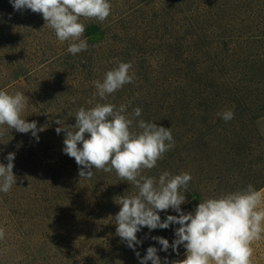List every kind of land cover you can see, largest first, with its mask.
<instances>
[{
	"label": "rangeland",
	"instance_id": "rangeland-1",
	"mask_svg": "<svg viewBox=\"0 0 264 264\" xmlns=\"http://www.w3.org/2000/svg\"><path fill=\"white\" fill-rule=\"evenodd\" d=\"M142 1L110 0L112 9L109 17L104 22L98 21L101 28L105 23L107 27L89 30L94 35L102 33L100 42L106 44L102 53L109 59L115 57L111 59L116 63L113 68L119 62L134 60L136 64L132 63L130 71L141 77L147 75L149 64L157 73V63L161 58L174 56L169 51L175 47L171 46L178 38L177 28L183 20L176 7L168 8L170 2L175 4L176 0H148V7H144ZM81 22L96 23L97 20L82 17ZM45 23L42 14L31 10L18 12L9 0H0V44H7L9 52H19L32 64L45 59L52 49L68 43H61L54 30ZM179 35L182 34L179 32ZM128 39L135 41H130L134 50L126 58L124 54L131 47ZM14 45H19V48L13 50ZM182 48L189 49L194 58L199 54L203 59L207 58L197 45L186 44V40ZM168 70L161 69L157 77L152 74L153 84L158 85L155 98L159 100L165 95L173 99L178 91L174 90L180 79L176 72L178 68L170 69L169 74ZM53 71V67L49 71L44 70L40 80H49L48 76ZM171 79L176 80V84H169ZM163 85H167L168 91L163 89ZM161 86L162 89L159 88ZM213 89V94L221 92L219 88ZM20 92L25 94L24 90ZM46 92L51 93L49 90ZM133 93L139 95L141 91L136 86ZM36 94L43 97L40 90H36ZM148 101L152 104L144 105L147 115L143 114L148 117L142 120L171 127L175 146L164 154L155 168L143 170L142 174L158 178L165 170L173 175L188 172L192 180L187 192L194 190L199 197L194 203H186L183 211H194L205 198L241 190L249 184L256 190H264V116L256 119L234 116L226 122L217 113L232 110L234 105L222 104L217 99L195 102L193 108L188 109L191 112H185L188 117L182 118L178 115L181 108L174 100L169 104H162L160 100L157 105L153 97H148ZM202 102L204 104L199 106L198 103ZM63 110L61 102L41 109L36 104L31 106L30 112L34 117L39 119V113L44 111L50 120L37 123L38 128L44 127V131L38 132V141L31 133L8 131L6 125L0 126V163L7 165V155L15 153L13 173L17 178L16 185L8 193L0 192V228L5 231L4 239L0 240V264H140L135 253L139 252L142 258L149 246L159 251L161 245L152 237L175 236L174 231L179 225L143 235V243L136 246L135 251L127 246L118 251L119 246L125 243L116 235L114 216L120 206L115 203V198L135 194L136 189L127 181H121L114 170L110 173L94 170L90 181L80 178L75 159L63 152L65 133L57 134L55 131L60 126L56 120H61L62 126L75 124V118L69 117L68 120L61 114ZM134 130L139 131L138 127ZM86 182L91 183L90 186ZM92 188V193L96 194L94 206L89 203L92 194L87 196ZM107 199L111 200L108 204ZM261 206L264 207V203ZM163 213L160 212V216ZM251 246L254 249L252 264H264V234ZM185 251L183 249L173 260L184 259Z\"/></svg>",
	"mask_w": 264,
	"mask_h": 264
},
{
	"label": "clouds",
	"instance_id": "clouds-1",
	"mask_svg": "<svg viewBox=\"0 0 264 264\" xmlns=\"http://www.w3.org/2000/svg\"><path fill=\"white\" fill-rule=\"evenodd\" d=\"M18 12L31 10L42 14L45 26L54 30L57 39L69 42L67 52L76 55L89 47L87 39H82L85 24L81 18L104 22L110 15V0H9ZM44 26V27H45ZM131 62H119L108 70L103 80H94L96 89L93 98L106 100L109 95L124 85L133 83L135 73L131 72ZM28 97L16 91L10 94L0 90V126L6 125L8 131L31 133L38 141L37 121L27 122L22 113L28 106ZM131 101L119 107L113 103H95L93 107H80L74 117V125H60L57 134L65 133L63 152L74 158L79 166L81 179H90L94 170L110 173L113 170L121 181H127L136 191L132 195L115 198L120 210L114 216L116 235L135 251L142 243L137 233L147 227L149 231L168 229L179 225L174 231L175 239L170 244L162 236L152 237L161 245L159 251L169 248L178 253L183 246L184 259L171 261V264H252L254 241L264 234V190H256L249 184L241 190L203 199L194 211L185 212L181 205L187 203L186 192L192 176L188 172L173 175L162 171L158 178L145 176L143 170L157 166L166 152L174 148L175 141L170 128L157 123L139 120V131L133 128V119L140 117L142 109L136 107L128 113ZM71 115V114H70ZM224 121L234 118L232 110L217 113ZM7 165L0 163V192L8 193L16 185L13 173L15 153L6 157ZM171 209L177 215H167L161 220L160 212ZM5 231L0 228V240ZM158 249L149 246L146 255L136 256L140 264H162ZM163 264H169L165 257Z\"/></svg>",
	"mask_w": 264,
	"mask_h": 264
},
{
	"label": "trees",
	"instance_id": "trees-1",
	"mask_svg": "<svg viewBox=\"0 0 264 264\" xmlns=\"http://www.w3.org/2000/svg\"><path fill=\"white\" fill-rule=\"evenodd\" d=\"M142 3H145L144 7L150 5L148 0H144ZM174 3L170 2L168 8L171 9L173 5L179 12L178 16L183 18L182 24L177 28L178 38H175L171 46L175 47L171 51L167 50L174 53V56L165 55L161 58V61L157 63L159 68L157 73L152 70L149 64L150 70L146 72L147 75L142 77L136 75L133 83L124 85L120 90L109 95L106 100H101L97 96L93 100V104L87 103L93 98L96 91L92 82L94 80L102 81L105 73L113 68V64H116L111 62V59L115 57L109 59L103 56L102 51H105L106 44L103 45L104 42L103 44L100 42L102 33L94 35L89 31L92 28H101V23L98 21L96 23H84L86 27L82 39H87L89 47L86 51L76 55L67 52L69 42L63 43L61 47L52 49L45 59H40L38 63L32 64L19 52H9V49L6 48L7 44H0V90L8 92L25 91L29 101L32 100V102H28V106L21 114L27 122L33 120L37 123L50 121L44 111L39 113V119L31 114L30 108L34 104L41 109L50 106V104L56 105L61 102L64 108L61 114L67 116L69 120V117L75 118L74 115L80 107L90 108L97 102L113 103L119 107V105L128 104L131 101L127 110L128 113H131L136 107L142 109L141 116L133 119V128L136 129V125L134 127L135 122L142 118L147 120L148 116H143V114L147 115L144 105L152 104L151 101H148V97H153L155 105L160 100L162 104H169L174 100L177 106L181 108L178 115L182 118L188 117V113L185 112H191L188 109L190 107L192 109L195 102H212L217 99L222 104L234 105L232 111L235 117L243 116L250 119L263 117L264 0H176ZM105 24L102 25V28L103 26L107 27ZM173 31L174 28L170 30V33ZM179 32L182 35H179ZM132 40L135 41V39H128L129 45H131L130 41ZM185 40L186 44L197 45L198 50L207 58L203 59L201 54L198 55V58H194V55L191 56L189 49L185 48L184 50L182 48ZM16 47L19 48V45H14L13 50H16ZM133 50L134 45H131L124 56L128 58ZM97 53L98 55L102 54V56H98ZM199 60L202 61L199 63ZM133 62L136 64V61L132 60L131 63ZM52 67L54 71L49 74V80H40L42 78L40 74L46 69L49 71ZM166 68L169 69L168 74L171 72L170 69L178 68L176 72L180 79L174 89H178V91L175 92L173 99L165 95V98L159 100L155 98L158 85L153 84L154 77L152 74L157 77L161 69ZM37 78L38 80H36ZM170 81L169 84H176V80L171 79ZM203 81L209 83L204 84ZM167 85H163L165 91H168ZM136 86L139 88V92L141 91L139 95L133 93V88ZM36 87H38L36 90L42 91L43 97L36 94ZM159 88L162 89V86ZM213 88H219L221 92L213 94ZM47 90L51 93H47ZM120 92L121 94H118ZM150 93L151 97L149 96ZM201 104L204 102L198 103L199 106ZM68 111L71 115L68 114ZM77 172L79 173L78 168ZM84 180L90 181V179ZM90 184L87 183L88 186ZM93 190L94 188L87 196L92 194L89 203L91 202V205L94 206L96 194L92 193ZM185 195L187 203H194L199 197L194 190L188 191ZM110 201L107 199L106 204ZM185 204L181 205V208H185ZM87 209L90 207L87 206ZM174 214L175 212L169 209L161 215V220L166 219L167 215ZM158 230L160 229L149 231L147 227H144L137 233V238L142 241L143 235H152ZM165 239L171 244L175 236L170 234ZM122 246H126V244L120 245L118 251L122 249ZM183 249L181 246L178 253ZM157 254L161 257L162 264L165 257L170 263L179 255L177 252H173L171 248L167 252L158 251ZM149 263L151 264V261Z\"/></svg>",
	"mask_w": 264,
	"mask_h": 264
}]
</instances>
